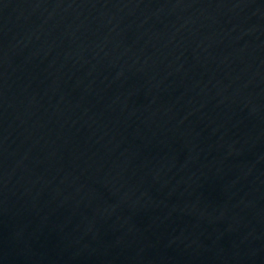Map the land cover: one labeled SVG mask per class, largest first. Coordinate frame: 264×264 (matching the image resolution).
<instances>
[{
	"label": "water",
	"instance_id": "obj_1",
	"mask_svg": "<svg viewBox=\"0 0 264 264\" xmlns=\"http://www.w3.org/2000/svg\"><path fill=\"white\" fill-rule=\"evenodd\" d=\"M0 264H264V0H0Z\"/></svg>",
	"mask_w": 264,
	"mask_h": 264
}]
</instances>
